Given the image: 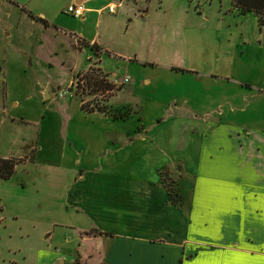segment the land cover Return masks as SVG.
Masks as SVG:
<instances>
[{"label":"crops","instance_id":"crops-1","mask_svg":"<svg viewBox=\"0 0 264 264\" xmlns=\"http://www.w3.org/2000/svg\"><path fill=\"white\" fill-rule=\"evenodd\" d=\"M90 2L68 0L82 6L83 18L93 13L84 7ZM237 39L231 52L203 55L187 44L151 58L124 57L97 36L81 40L100 53L97 68L108 82L127 76H118L120 69L134 75L124 103L136 110L124 122L77 109L67 112L58 135L61 157L51 183L62 187L68 177L58 202L77 219L68 225L77 241L99 242L100 264H264V81L218 71L240 63L235 50H249L246 37ZM103 56L117 59L115 71H105ZM161 171L179 188V209L159 185ZM43 236L54 239L53 231ZM59 258L46 262L74 263Z\"/></svg>","mask_w":264,"mask_h":264},{"label":"rangeland","instance_id":"rangeland-1","mask_svg":"<svg viewBox=\"0 0 264 264\" xmlns=\"http://www.w3.org/2000/svg\"><path fill=\"white\" fill-rule=\"evenodd\" d=\"M17 1L24 12L13 0H0V158L32 154L33 163L19 165L9 180L0 181V264H47L56 256L61 262L71 257L80 264H100L99 242L77 241L68 226L77 219L58 202L68 177L63 175L62 187L51 183L61 157L58 135L66 114L76 115L81 105H97L104 111L95 113L124 122L136 110L135 103L133 107L124 103L130 93L129 77L134 75L131 69L116 71L120 77L127 76L109 81L112 99L89 94L84 88L82 92V81L77 84L74 76H82L89 68L97 70L100 53L89 51L80 41L97 36L101 46L124 57L151 58L187 44L197 45L203 55L212 48L231 52L233 36L238 40L241 35L247 38L244 48L249 50L243 55L245 49L235 50L240 63L234 59L229 66L218 68L217 64L218 71L260 84L264 81V22L258 27L252 14L239 15L230 0H91L84 7L93 13L83 19L64 13L68 0ZM109 6L114 7L113 13H108ZM25 12L46 26L30 23ZM153 42H160V48L149 50ZM116 60L103 56L105 71H115ZM169 72L190 73L174 68ZM138 75L140 83L143 75ZM142 89L151 92L149 87ZM158 179L168 202L179 209L183 197L175 180L164 171ZM52 223L61 226L52 227ZM51 231L53 241H44L43 232Z\"/></svg>","mask_w":264,"mask_h":264},{"label":"trees","instance_id":"trees-1","mask_svg":"<svg viewBox=\"0 0 264 264\" xmlns=\"http://www.w3.org/2000/svg\"><path fill=\"white\" fill-rule=\"evenodd\" d=\"M230 4L239 15L252 14L256 21V25L258 27L262 26V22H264V0H230ZM21 10L23 11L24 9L21 8ZM25 13L31 19L39 21L42 23L43 26H46V23L43 20L33 18L29 12ZM81 42L82 41H80V43ZM81 44L84 48L86 47L89 51H92L93 53L96 51V47L93 44ZM95 72L96 74H94ZM74 77L77 80V84L78 80L82 81V92L84 91V89H87V91H89V94H104V97H106L107 99L110 98L112 96V93L114 92L113 86L106 80V76L101 74L98 69L92 71L89 68L82 76L79 77L78 75H76ZM80 110L85 113H92L94 111H104L102 107H98L97 105L94 108H86L84 105H81ZM31 162L32 154H29L28 156H24L22 158H0V181L9 180L13 176L16 168L19 165H24L26 163L30 164ZM73 264H77V261H74Z\"/></svg>","mask_w":264,"mask_h":264},{"label":"built area","instance_id":"built-area-1","mask_svg":"<svg viewBox=\"0 0 264 264\" xmlns=\"http://www.w3.org/2000/svg\"><path fill=\"white\" fill-rule=\"evenodd\" d=\"M107 11H108V13H113L114 7L113 6L107 7ZM84 12L85 11L80 4L69 5L66 7V9L64 11V13L66 15H70L71 17L76 18V19H83V13Z\"/></svg>","mask_w":264,"mask_h":264},{"label":"water","instance_id":"water-1","mask_svg":"<svg viewBox=\"0 0 264 264\" xmlns=\"http://www.w3.org/2000/svg\"><path fill=\"white\" fill-rule=\"evenodd\" d=\"M46 96H47V94H46Z\"/></svg>","mask_w":264,"mask_h":264}]
</instances>
